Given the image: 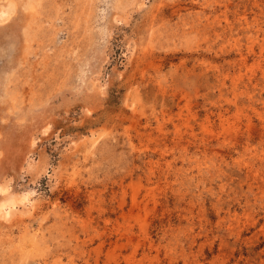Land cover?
I'll return each mask as SVG.
<instances>
[{
  "label": "rangeland",
  "instance_id": "1",
  "mask_svg": "<svg viewBox=\"0 0 264 264\" xmlns=\"http://www.w3.org/2000/svg\"><path fill=\"white\" fill-rule=\"evenodd\" d=\"M26 2L0 0V264H264V0Z\"/></svg>",
  "mask_w": 264,
  "mask_h": 264
},
{
  "label": "bare ground",
  "instance_id": "2",
  "mask_svg": "<svg viewBox=\"0 0 264 264\" xmlns=\"http://www.w3.org/2000/svg\"><path fill=\"white\" fill-rule=\"evenodd\" d=\"M41 1V0H40ZM43 1V0H42ZM39 3V2H38ZM37 4V3H36ZM11 5V6H10ZM17 4L16 2H13L11 4H9L10 7H15ZM38 5V4H37ZM26 6V7H25ZM41 6V5H40ZM25 9L27 10V12L30 13V15L32 17L35 16V3H33V0H27V2L24 4ZM39 8V7H38ZM37 10V9H36ZM9 10H3L2 12H0V22L5 21V19L10 16L9 15ZM32 19V18H31ZM34 19V18H33ZM3 188V187H2ZM5 190V189H4ZM5 192V191H3ZM25 197V196H24ZM10 200V199H9ZM22 201H27V198H23ZM23 203V202H22ZM19 203L17 202H9V203H4V204H0V217L3 216L5 218H8L11 215V211L14 210L15 206L18 205ZM11 210V211H10Z\"/></svg>",
  "mask_w": 264,
  "mask_h": 264
}]
</instances>
